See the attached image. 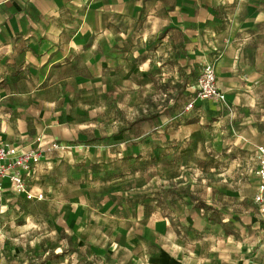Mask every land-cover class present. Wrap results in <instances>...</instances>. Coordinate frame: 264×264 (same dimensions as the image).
Listing matches in <instances>:
<instances>
[{
  "label": "rangeland",
  "instance_id": "1",
  "mask_svg": "<svg viewBox=\"0 0 264 264\" xmlns=\"http://www.w3.org/2000/svg\"><path fill=\"white\" fill-rule=\"evenodd\" d=\"M177 8L175 29L164 31L163 9L157 32L146 23L132 30L129 50L115 53L102 75L97 69L94 79L65 86L70 97L59 102L60 129L42 135L72 149L45 155L28 181L44 201L14 193L0 199V264H110L96 253L103 246L112 250L106 237H115L123 255L177 246L187 251V264H264V223L252 201L255 150L264 144V27H256L253 42L241 32L239 0L194 6L206 17L216 12L224 18L214 21L215 31L231 21L233 29L211 38L220 45L231 40L241 57L223 80L234 98L184 112L187 85L198 76L186 68L191 54L180 46L186 40L208 45L206 33L198 41L199 32L191 31L196 23L184 14L190 4L181 0ZM154 199L165 206L158 209ZM194 200L198 209L205 204L214 211L192 209ZM78 205L94 210L78 213ZM114 205L113 212L108 206ZM110 212L129 225L116 222L104 232ZM117 228L127 235H116ZM49 253L57 257L48 260Z\"/></svg>",
  "mask_w": 264,
  "mask_h": 264
},
{
  "label": "crops",
  "instance_id": "2",
  "mask_svg": "<svg viewBox=\"0 0 264 264\" xmlns=\"http://www.w3.org/2000/svg\"><path fill=\"white\" fill-rule=\"evenodd\" d=\"M178 1L181 0H0V142L21 148L27 147L28 141L33 139V142L28 144L32 147L38 135L48 131L56 132L57 127L61 125L56 121L62 114L59 102L70 97L65 92V86L73 83L79 85L81 80L94 79L97 69L102 75L103 68L112 66L115 53L129 50V35L132 30L139 32L148 24L152 33L157 32L158 28L156 30L155 28L163 9L166 14L164 31L172 30L173 27L175 29L178 26ZM183 1L190 4V10H186L184 14L196 23L191 31L199 32L198 41L202 40V35L206 33L205 39L208 45L205 47L186 40L180 46L182 54L188 55V52L191 54L188 55L186 68L192 69L198 76L205 63H212L218 90L224 94V97L234 98L232 90L223 80L235 73L237 66L235 60L240 58L241 54L236 52L231 40L220 45L217 40L212 41L211 38L219 32L226 34L230 27L233 29L231 21L225 20L224 25L222 24L217 28L218 31H215L216 28L211 27L214 21L221 23L220 20L224 18L216 12H210L206 17L200 10L193 9L194 6L198 7L202 0ZM239 2L244 7L241 32L247 34L249 40L253 38V42L258 34L256 27H264V0H239ZM206 18L209 20L208 23ZM182 20L185 22V32L188 33L186 18ZM167 33L170 34V31ZM185 37L187 38L186 34ZM122 54L121 58H123ZM124 56L126 57L127 53H124ZM197 78L195 77L192 85H187L191 93L182 108L183 111L187 104L195 99L194 88ZM47 95L49 98L45 100ZM203 102L206 101L196 100L191 110L196 109ZM255 158L253 173L256 190L257 156ZM41 164L42 161L36 166L33 175L26 179L28 189H30L28 181L36 178ZM2 186L0 199L4 195L14 193L9 189L7 180H3ZM14 194L28 201L23 195ZM44 200L45 197L41 201ZM158 200L154 199L153 203L158 209L163 208L165 205ZM190 205L194 210L214 211L205 204H201V208L198 209L200 204L196 200ZM108 207H113L114 212L117 206ZM92 210L94 207L78 205L77 212ZM128 221L129 219L117 217L110 212L105 216L104 232L107 229L110 231L112 224L116 222L121 226L123 224L128 226L130 223ZM218 221L224 222L220 218ZM114 230L116 235L122 237L127 235L124 229ZM114 238H105V241L111 242L112 250L103 246L96 252L106 255L110 264H187L188 256L185 255L187 251L185 252L183 248L174 246L144 255H123L124 253L119 251L122 246H118L116 243L118 241ZM81 239L85 241L86 236H81ZM92 241L98 243L103 239L98 242L96 239ZM65 253V250L61 252V254ZM55 257L56 254H51L47 258L49 260Z\"/></svg>",
  "mask_w": 264,
  "mask_h": 264
},
{
  "label": "built area",
  "instance_id": "3",
  "mask_svg": "<svg viewBox=\"0 0 264 264\" xmlns=\"http://www.w3.org/2000/svg\"><path fill=\"white\" fill-rule=\"evenodd\" d=\"M195 99L189 102L184 112L194 107L196 100L223 102L224 94L216 86V74L214 65L205 63L199 72L195 86ZM71 147L54 142L46 141L43 135L35 138L34 145L29 148H19L9 143L0 142V192L3 189L2 182L7 180L9 189L18 195H23L26 200H43V194L34 193L28 189L26 179L30 178L36 166L51 153H69ZM257 165L255 175L258 183L256 186L253 202L256 205L259 218L264 222V146L256 148Z\"/></svg>",
  "mask_w": 264,
  "mask_h": 264
},
{
  "label": "trees",
  "instance_id": "4",
  "mask_svg": "<svg viewBox=\"0 0 264 264\" xmlns=\"http://www.w3.org/2000/svg\"><path fill=\"white\" fill-rule=\"evenodd\" d=\"M154 117H151V118H146V119H142V120H140V121H146V120H150V119H153ZM51 256V254H48L47 255V257H50Z\"/></svg>",
  "mask_w": 264,
  "mask_h": 264
}]
</instances>
